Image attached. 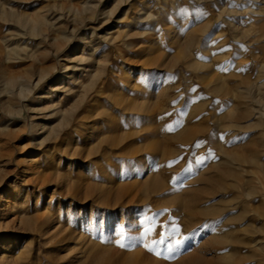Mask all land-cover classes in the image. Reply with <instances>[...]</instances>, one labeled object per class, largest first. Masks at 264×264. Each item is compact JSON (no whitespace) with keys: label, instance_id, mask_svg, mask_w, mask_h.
<instances>
[{"label":"rangeland","instance_id":"rangeland-1","mask_svg":"<svg viewBox=\"0 0 264 264\" xmlns=\"http://www.w3.org/2000/svg\"><path fill=\"white\" fill-rule=\"evenodd\" d=\"M86 1L0 0L23 23L61 16L18 43L0 18V264H264V0H93L94 22ZM16 43L37 50L7 62ZM222 159L235 177L207 183Z\"/></svg>","mask_w":264,"mask_h":264},{"label":"bare ground","instance_id":"bare-ground-1","mask_svg":"<svg viewBox=\"0 0 264 264\" xmlns=\"http://www.w3.org/2000/svg\"><path fill=\"white\" fill-rule=\"evenodd\" d=\"M123 1L125 0H119V3H117V6L115 7V10L117 9V7L119 6V4H121ZM98 9H99V5L95 6L94 5V1L93 0H87L84 4H83V8L81 10V13L79 14V17H86L89 16L87 21L89 22H94L96 20V15L98 13ZM5 17L11 18L15 24H9L7 25L9 28L7 30V33H10V37H13L16 39L17 43L21 40H25V41H32L35 37H38V35H40V33L42 32L41 30L43 29L44 32H50L53 30H57L54 28V24L57 22H60V18L61 16H59V18H57L56 20L53 21L52 24H50V22H46V23H40L39 21L36 22H30V21H25L23 23V21H20L19 19H17L14 15L9 14L7 15L3 9H1L0 11V18L2 20H4ZM68 17V16H67ZM69 19V18H67ZM153 17L151 15H148L144 20L146 21H152ZM86 20V19H85ZM5 21V20H4ZM84 21V18L82 19V22ZM69 22V21H68ZM71 22H74V18H72ZM117 25V24H116ZM113 27V26H112ZM118 27H114L113 29H117ZM10 29H14V31L10 32ZM16 31V32H15ZM92 35L94 34V30H91ZM74 33V31H73ZM121 35H116L115 38L110 37L108 40L109 41H116L117 39L122 40L123 38H125L126 36H124V33ZM9 37V38H10ZM84 40V39H81ZM6 41V42H5ZM4 42L7 43V40H5ZM11 44L9 46L6 45L5 47V57L7 62H11V61H15V60H23V56L25 57V59L30 58L33 56V54H35L36 52V47L37 45H34L35 47L33 48H28L29 43H26V45H24L23 43L21 45L18 44ZM191 43L192 40L190 41L189 45L187 46V53H191ZM68 52V48L66 47L65 49H61L60 51H58L57 53H63V54H72L73 52H75L74 50L69 51L70 53H66ZM193 66V65H192ZM63 69H65L64 67H62ZM74 68V67H73ZM72 68V69H73ZM193 68L196 70V66L194 65ZM71 69V70H72ZM198 69V67H197ZM81 71V70H78ZM75 72V71H74ZM100 74V72H99ZM98 75V74H97ZM99 76V75H98ZM69 79V78H67ZM48 78L44 77V76H39L36 78H30L27 82L23 81V80H9L7 81L4 85H3V89H2V93H5L8 95V99L14 100V99H20V98H24L26 94H29L30 91L33 88H37L39 86L42 85V83H44L45 81H47ZM264 87V84H261V86H259V88ZM57 91V89H52L50 91L51 92H55ZM213 92L215 94H217V90L214 89ZM46 99V96H41L39 97V100H43ZM29 129H28V133L32 134V133H37L40 129L43 128V126H39L38 124H36V122H31L29 124ZM203 129H199L197 132H191L188 133L186 135H184V139L189 141V140H194L197 137H199L198 135L201 134V137H204L206 135H203ZM183 139V140H184ZM41 145V144H40ZM36 162V160H31L30 163H34ZM235 164L237 163H233L227 159H222L220 160V162L216 165V167L214 168L215 171H219V168H222L223 171H225L223 174L222 173H218V178H213V180L209 179L206 180L207 183L212 182V183H217L219 187H221L223 185V180L224 178H234L235 174L234 171L232 170V167L235 166ZM238 167V166H237ZM221 174V175H220ZM32 177L34 178L35 182H36V187H38L39 189L45 186V182L41 179L40 175L37 173H34L32 175ZM35 187V188H36ZM21 203L20 201H16L13 203L14 204H19ZM24 200H23V204H24ZM8 207H11V204L9 206H5L4 209H7ZM37 205L34 206V208H36ZM204 209V208H203ZM21 214L18 213V211L16 210L13 213V223H20V221H22V217L20 216ZM201 215L203 216V212H201ZM250 221V220H248ZM264 223V222H263ZM264 225V224H263ZM245 237V236H244ZM221 245H226L229 244L230 249L232 251H235V249H237V247H243L244 245H247V239H241V240H237L236 236L233 237V235L228 232V235L226 236V238H222V242L220 243Z\"/></svg>","mask_w":264,"mask_h":264},{"label":"snow or ice","instance_id":"snow-or-ice-1","mask_svg":"<svg viewBox=\"0 0 264 264\" xmlns=\"http://www.w3.org/2000/svg\"><path fill=\"white\" fill-rule=\"evenodd\" d=\"M236 6H238V5H236ZM181 11H183V9L181 10ZM203 15V14H202ZM213 43H215L214 41H213ZM221 51H224V49H222ZM217 53H213V55H216ZM202 59H203V57H201ZM167 130H171L170 128L169 129H167ZM204 142L203 141H200V142H198L196 145H195V147H197V148H199L200 146H201V144H203ZM201 161H197V163H200ZM129 163H133V162H129ZM170 166V165H169ZM185 171H188V172H190L191 171V168H188V169H186ZM203 228H208L209 227V225L208 224H205V225H203L202 226ZM97 228H99V226H97ZM153 229H148V228H146L145 229V235H147L150 231H152ZM195 231L196 230H193V232L195 233ZM180 233V227L178 226V225H174L173 227H172V230H171V232L170 233H168V236H172V235H177V234H179ZM188 239V237H184V238H182V239H175V241H174V243H172V244H169V246H168V248H167V250L169 251V252H173V251H177V250H179L180 249V247L185 243V241ZM159 243H163L164 241H163V239L162 240H160V241H158ZM153 243H157V241H154ZM145 247L147 248V247H149L148 245H145ZM149 250L150 251H153L154 249H152V248H149ZM156 255H160V253L159 252H156Z\"/></svg>","mask_w":264,"mask_h":264}]
</instances>
